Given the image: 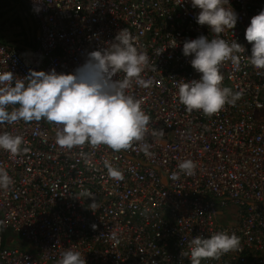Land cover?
Returning a JSON list of instances; mask_svg holds the SVG:
<instances>
[{
    "label": "built area",
    "instance_id": "obj_1",
    "mask_svg": "<svg viewBox=\"0 0 264 264\" xmlns=\"http://www.w3.org/2000/svg\"><path fill=\"white\" fill-rule=\"evenodd\" d=\"M25 1L32 30L0 36V72L72 73L127 29L149 57L141 76L152 80L148 88L133 82L127 93L151 119L145 140L120 152L105 145L61 148L57 126L43 119L0 127L22 136L28 149L16 157L0 150V167L14 181L0 191V264H58L66 249L81 252L87 264H191L182 255L189 241L218 232L235 233L240 248L202 264H264V72L251 66L245 39L264 0H230L238 23L220 36L246 51L239 67L221 66L222 87L241 98L212 116L188 113L177 95L180 80L200 78L182 54L183 42L215 37L195 22L199 10L191 0H42L38 14L33 0ZM173 39L178 46L168 49ZM140 143L151 144L153 155L145 156ZM188 159L195 163L191 176L177 167ZM106 161L122 180L109 177ZM4 231L27 249L5 246Z\"/></svg>",
    "mask_w": 264,
    "mask_h": 264
},
{
    "label": "clouds",
    "instance_id": "obj_2",
    "mask_svg": "<svg viewBox=\"0 0 264 264\" xmlns=\"http://www.w3.org/2000/svg\"><path fill=\"white\" fill-rule=\"evenodd\" d=\"M34 11H42V0H33ZM193 9H198L195 22L207 26L215 37L200 35L196 39L183 42L182 54L190 59L192 68L200 74L198 80H180L178 85L179 102L188 113L201 111L212 116L225 105L235 106L241 98L240 92L233 93L222 87L224 76L221 66L230 61L239 67L240 53L245 47L234 39L231 43L220 36L226 30H234L238 14L230 0H191ZM245 39L251 44V54L247 56L253 68L264 72V10L250 20L245 31ZM176 39L169 48H176ZM165 52V51H164ZM164 52L157 50L160 56ZM149 66L146 51L135 46V37L127 30L118 32L107 47L87 54L84 64L72 73H58L30 70L24 78H16L11 71L0 72V127L14 125L18 121L30 123L42 119L57 126L56 144L61 148L73 149L85 144L96 148L105 145L115 152L129 150L134 144L145 140L149 131L150 116L142 109V101L127 93L133 82L148 88L152 80H145L141 74ZM123 73V79L117 78ZM18 106V107H17ZM11 107V111L9 108ZM163 135V130H160ZM155 135V133H153ZM20 135L0 133V150L7 151L10 157L27 152ZM151 144L140 143L145 156H152ZM108 175L117 181L123 173L105 162ZM181 173L191 176L195 163L188 159L178 164ZM179 173L172 178L178 179ZM14 181L8 171L0 167V191H8ZM91 207H96L95 202ZM95 225L93 228L95 229ZM113 240H119L113 235ZM191 264H202L203 260L219 259L222 255L240 248V238L228 232H218L203 238L197 236L188 243ZM58 264H87L82 253L66 249L61 253Z\"/></svg>",
    "mask_w": 264,
    "mask_h": 264
},
{
    "label": "rangeland",
    "instance_id": "obj_3",
    "mask_svg": "<svg viewBox=\"0 0 264 264\" xmlns=\"http://www.w3.org/2000/svg\"><path fill=\"white\" fill-rule=\"evenodd\" d=\"M23 3L24 6L23 4H17V6L20 5V8H23L22 10L17 9V7H3V5H5V2L0 3V36L6 37V39H12L13 34L32 30L30 13L28 12V10L26 9L27 7L25 6L26 1L23 0ZM18 22H20V24ZM224 212L227 213V210H224ZM232 222H234L233 219H221L222 224H230Z\"/></svg>",
    "mask_w": 264,
    "mask_h": 264
},
{
    "label": "trees",
    "instance_id": "obj_4",
    "mask_svg": "<svg viewBox=\"0 0 264 264\" xmlns=\"http://www.w3.org/2000/svg\"><path fill=\"white\" fill-rule=\"evenodd\" d=\"M15 2H17L18 4H23V0H14ZM26 6V5H25ZM27 9V8H26ZM20 24V22H18ZM2 236L4 237V245L7 247H19L22 249H27V243H25L24 241L20 240L16 235H14L11 232L8 231H4L1 233Z\"/></svg>",
    "mask_w": 264,
    "mask_h": 264
}]
</instances>
